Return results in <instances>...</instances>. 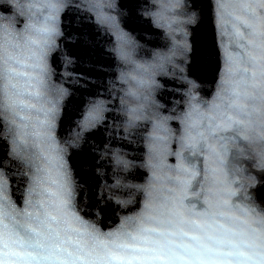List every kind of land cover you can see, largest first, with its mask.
<instances>
[{
	"label": "snow or ice",
	"instance_id": "6c2138e0",
	"mask_svg": "<svg viewBox=\"0 0 264 264\" xmlns=\"http://www.w3.org/2000/svg\"><path fill=\"white\" fill-rule=\"evenodd\" d=\"M73 7L76 0H0V139L22 187L18 204L0 168V264H264V0L210 5L223 53L210 97L182 66L201 0H90L125 66L121 87L110 90L116 119L143 144L139 163L113 150L114 183L99 196L77 182L69 161L86 134L107 126L109 101L89 100L71 135L57 133L71 93L53 83L50 61L59 53L65 67L73 63L59 43L67 39L61 16ZM125 7L164 30L167 52L136 57L139 45L121 24ZM176 71L184 91L169 106L160 78ZM109 201L135 209L104 231L100 205Z\"/></svg>",
	"mask_w": 264,
	"mask_h": 264
},
{
	"label": "water",
	"instance_id": "95a60500",
	"mask_svg": "<svg viewBox=\"0 0 264 264\" xmlns=\"http://www.w3.org/2000/svg\"><path fill=\"white\" fill-rule=\"evenodd\" d=\"M147 2L151 4L152 0H147ZM123 3L128 5L129 0H123ZM89 4L90 0H76L77 7L66 9L61 16V27L67 39L62 38L59 41L60 48L62 51L73 54V63L65 67V62L59 53L54 54L55 59L50 63L54 69L53 83L62 85L71 93L63 103L58 121L57 133L60 138L71 135L72 130L75 129V122L80 119V112L89 100L106 99L109 101L108 106L111 111L105 114L107 126L99 128L92 134H86L87 143L80 149L71 150L79 152L80 156L70 157L69 161L77 182L90 186L91 191L99 196L101 188L106 184L114 183L115 164L111 158L113 150H118L125 158L139 163L137 158L142 155L143 144L139 137L127 136L121 127L122 119H116L118 99L114 91L110 96V90L113 86L117 90L121 87L117 76L125 66L113 51L114 36L95 22V15L89 10ZM140 4L143 5L144 0H140ZM212 4L214 0H201L202 14L197 24L192 26L193 51L187 64L182 65L185 67V74L188 78L196 79L203 89L201 94L208 97L215 89V82L219 78L223 65V53L218 43L213 12L210 7ZM205 5L209 7H204ZM122 11L124 15L121 17V24L139 45L135 50L138 59H151L153 52L168 51L170 41L164 35V30L148 23V18L142 16L140 8L136 9L134 15L129 13L128 7L123 8ZM69 33H71L70 36ZM193 64H195L194 68ZM65 72L71 73V76H65ZM193 72L195 75H192ZM160 79L164 83L166 93L164 99L169 106L173 101H180L181 93L184 91L181 73L176 71L174 76ZM2 129L3 123L0 121V130ZM5 152V143L0 139V168L8 178L10 196L19 204L22 187L15 174L16 166L9 162L10 158L6 157ZM85 152L87 154L86 164L81 159ZM143 171V169L133 170L131 174L123 173V175L131 179L140 176ZM104 195L106 198L107 191ZM84 199L85 197H78V200ZM88 203L90 204L91 200H88ZM100 207L107 209L106 213L101 212L103 219L100 227L104 231L117 225L120 216L130 214L135 209L134 205L126 210L121 209L114 201L101 203ZM97 210L84 211L82 214L86 219L94 220Z\"/></svg>",
	"mask_w": 264,
	"mask_h": 264
}]
</instances>
